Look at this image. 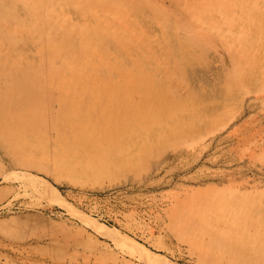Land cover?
Listing matches in <instances>:
<instances>
[{
    "label": "rangeland",
    "instance_id": "374dc122",
    "mask_svg": "<svg viewBox=\"0 0 264 264\" xmlns=\"http://www.w3.org/2000/svg\"><path fill=\"white\" fill-rule=\"evenodd\" d=\"M198 6L202 13L221 8L209 22H192L200 32L213 33L207 50L211 66L229 70L231 79L222 84L233 94L228 106L199 136L151 143L153 130L203 117L193 116L202 95L191 98L178 79H170L174 86L164 95L176 99L180 92L187 100L168 122L160 120L161 110L146 113L148 103L137 94L108 99L93 116L71 114L65 128L52 126L41 136L33 120L18 139L9 140L19 146L15 151L0 144V264H264L258 247L240 248L227 240L243 225L226 222L225 201L211 212L192 201L195 193L230 186L236 189L228 196L231 204L237 207L242 193L254 211L264 209V0H119L123 15L112 16L111 23L123 27L127 19L136 33L157 43L145 55L155 63L168 48L163 44L170 31L153 12L163 8L169 20L178 14L190 21ZM172 27L182 30L178 21ZM195 38L191 31L182 42ZM46 43L22 50L27 59L36 53L35 68L60 58L45 54L52 51ZM71 102L76 110L97 105L86 96ZM108 110L113 114L107 116ZM50 120L64 121L60 114ZM65 129L71 136L85 129L90 135L64 145Z\"/></svg>",
    "mask_w": 264,
    "mask_h": 264
},
{
    "label": "bare ground",
    "instance_id": "6f19581e",
    "mask_svg": "<svg viewBox=\"0 0 264 264\" xmlns=\"http://www.w3.org/2000/svg\"><path fill=\"white\" fill-rule=\"evenodd\" d=\"M118 2L119 0H0V144L6 152L19 148L12 146L9 140L18 139L33 120H36L34 124L41 136L49 127L55 126L60 130L65 128L68 125L65 119L70 118L71 114L77 117L88 114L93 116L100 111L102 103L116 97L133 98L137 94L142 102L148 103L146 113L161 110L164 115L160 120L172 121V114L180 111L187 97L180 92L174 96L176 99H171V93L164 95L174 86L170 79H178L179 85L189 90V97L197 98L202 95L203 104L196 108L193 116L203 117L177 121L172 128L161 126V130H153L149 135L150 143L158 138L160 142L170 138L175 141L187 133L199 136L209 120L228 106L233 94L222 84L231 79L227 78L229 70L211 66L207 50L213 33L200 32L192 22H209L213 19L212 15L221 8L215 10L210 7L202 13L198 6L199 10L194 9L195 19L190 21H182L183 18L178 17V14H173L169 20L166 17L167 9L154 11L155 21L161 26L166 25L170 31L169 41L163 44L168 48L160 54V61L154 63L151 57L145 55L157 43L147 40L148 37L144 34L136 33L127 19L122 21L123 27L121 25L116 28L112 25V16L123 15L117 7ZM208 5L211 6L212 3L202 4L201 7L207 8ZM191 10L194 12L189 9ZM76 14H80L78 21ZM176 21L181 24L182 30L173 29L172 24ZM191 31L195 33L197 40L192 43L182 42L184 34ZM202 37H208L209 41L199 40ZM45 39L49 42L46 43L47 48L52 50L45 54L60 58L42 60L39 62L41 67L35 68L38 65L36 53H30L34 57L28 53L27 59L22 50L27 46H36ZM133 39L141 40L130 47L128 42ZM180 49L183 51L177 52ZM175 56L176 60L172 61ZM135 83H141L142 88L134 87ZM83 96L95 99L97 105L91 108L79 105L77 107L80 109L76 110L71 101ZM57 99L61 100L58 108L54 106ZM110 111L112 110L107 111V116L113 114ZM55 114L61 115L63 125H56L50 120ZM86 133L90 135L86 129L78 130L71 136L66 131L62 142L64 145L78 143ZM233 194H236V189L229 186L228 190H208L202 195L195 193L192 201L197 209L204 207L208 212L225 201L222 214L224 217L228 215L226 222L243 225L227 235V240L240 248L258 247L257 254L264 255V209L254 211L252 206L255 204L242 193L237 197L239 204L236 207L228 200V196ZM249 202L251 203L247 204ZM255 228L257 231L253 232Z\"/></svg>",
    "mask_w": 264,
    "mask_h": 264
}]
</instances>
